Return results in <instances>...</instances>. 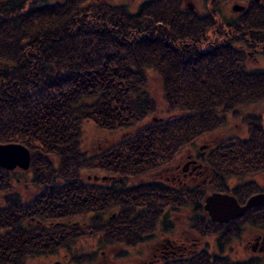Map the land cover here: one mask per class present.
<instances>
[{
  "label": "trees",
  "instance_id": "1",
  "mask_svg": "<svg viewBox=\"0 0 264 264\" xmlns=\"http://www.w3.org/2000/svg\"><path fill=\"white\" fill-rule=\"evenodd\" d=\"M230 1L245 8L219 21ZM205 2L201 12L184 0H144L135 10L128 1L0 0V67H7L0 69V143L30 148L32 181L41 186L23 203L0 166V191L7 192L0 205V264H25L62 248L71 249L76 263L91 261L96 252L72 250L82 238L133 247L171 232V213L182 207L205 234L211 223L206 194L243 188L236 193L245 198L258 187L249 180L257 187L231 189L228 181L264 172V68L247 62L248 49L264 45V5ZM212 29L219 34L209 35ZM151 72L160 79L167 114L145 124L159 112ZM239 118L246 135L227 136L205 154L196 149L201 137ZM88 121L105 130H136L88 154L82 148ZM185 149L196 150L208 175L175 186L151 178ZM87 170L104 172L109 182L84 181ZM86 214L88 222L75 220ZM255 215L264 222V214ZM29 218L49 223L31 227ZM155 264L249 263L203 249Z\"/></svg>",
  "mask_w": 264,
  "mask_h": 264
},
{
  "label": "rangeland",
  "instance_id": "2",
  "mask_svg": "<svg viewBox=\"0 0 264 264\" xmlns=\"http://www.w3.org/2000/svg\"><path fill=\"white\" fill-rule=\"evenodd\" d=\"M110 2H129V7L132 10L138 8L139 4L144 0H108ZM262 5H264V0H258ZM235 3L243 4L242 2L230 1L225 4L221 9V14L219 21L221 20H232L237 16L238 11L233 9ZM186 7H193L198 11H205L206 2L205 0H184ZM219 34V29H212L209 31V35L214 36ZM248 67L250 69L255 67L264 68V45L256 50L248 49ZM150 89L153 96L157 101L159 107V112L153 114L147 119V123L151 122L153 119H158L160 115H166V105L162 98L161 82L158 76L151 72ZM158 114V115H157ZM246 125L239 119H230L228 124L217 131L205 135L198 140L196 149H202L203 154L206 153L212 145L216 144L218 141L230 136L232 134L246 135ZM135 128L128 129H118V130H105L99 128L94 122L88 121L83 125L82 131V148L88 152V154H93L104 150L105 148L122 141L125 137L135 132ZM21 143V142H18ZM24 144V143H22ZM25 145V144H24ZM27 146V145H26ZM28 147V146H27ZM29 148V147H28ZM30 149V148H29ZM31 152V150H30ZM197 152L195 149L184 150L183 154L178 156L177 160L169 165L165 171H161L157 176L152 175L151 178L156 177L160 181L166 182L168 185L175 186L182 182L194 181L199 182L208 175V167L205 161H202L197 157ZM32 161V154H31ZM31 166V163H30ZM22 168L16 166L8 170L11 182L13 184L12 193L19 197V200L23 203H28L32 201L41 191V186L36 185L33 179V171L30 168ZM2 167V166H1ZM84 174V175H83ZM81 177L86 182H98L102 184H107L108 178L104 172L101 171H84ZM168 179V180H167ZM254 181L255 183H249L247 181ZM137 181V180H135ZM244 183H249L252 189L256 188L252 193L248 194L245 198L237 196L238 193L230 192L229 190L220 191L234 194L240 202H244L249 196L255 194L256 192L264 191V172L255 175H249L246 178H231L228 184L231 189L236 186H242ZM217 192V191H214ZM6 193L0 191V205H3L6 198ZM213 193V192H211ZM208 193L204 198V211L205 215L211 219L208 210L205 207L206 197L211 194ZM118 211V210H117ZM192 210L189 208L182 207L178 212H172L170 216V222L173 223V227L170 228L171 232L166 231L164 234L157 235L158 237L149 238L142 244L136 246H126L122 243H117L114 245L104 246L99 242V236L82 238L79 242L75 243L72 250L73 252L90 253L96 252L95 257L91 261H82L81 263H76L71 260L70 250L65 248L60 249L54 254H43L35 257H31L26 260L25 264H155L160 261H164L163 250H168L165 252L167 258H180L181 256H188L203 249L211 255H219L227 257L231 262H248L264 264V252L255 251L252 248V242H255L257 235L264 234V226L262 218L254 213H247L246 215L240 217L238 220L239 227L237 223L234 225L235 228L230 230L226 225L218 227L212 221L206 227L207 233L202 234L201 227H192ZM90 214L85 216H77L75 220L80 223L88 222ZM212 220V219H211ZM254 220H257L255 222ZM49 223V222H48ZM47 222L41 220L40 218H29L25 221L28 226H46ZM226 226V228H224ZM233 226V225H232ZM239 228V230H238ZM170 241V242H168ZM175 241V246L173 249L170 247V243ZM179 246V248H177ZM174 250V252L170 251ZM127 252V253H126Z\"/></svg>",
  "mask_w": 264,
  "mask_h": 264
},
{
  "label": "water",
  "instance_id": "3",
  "mask_svg": "<svg viewBox=\"0 0 264 264\" xmlns=\"http://www.w3.org/2000/svg\"><path fill=\"white\" fill-rule=\"evenodd\" d=\"M244 5L235 3L234 10H242ZM7 69V67H0ZM31 163L30 149L18 142L0 143V166L12 169L16 166L28 168ZM264 202V192H258L248 197L245 204L227 192H213L206 197L205 207L211 219L224 222L243 215L248 209Z\"/></svg>",
  "mask_w": 264,
  "mask_h": 264
},
{
  "label": "flooded vegetation",
  "instance_id": "4",
  "mask_svg": "<svg viewBox=\"0 0 264 264\" xmlns=\"http://www.w3.org/2000/svg\"><path fill=\"white\" fill-rule=\"evenodd\" d=\"M262 192V191H260ZM264 192V191H263ZM258 193V192H256ZM241 204H245L246 201L244 202H240ZM247 213H254V214H264V202L261 203V204H258L256 206H253L252 208L248 209L243 215L239 216V217H236V218H232L230 220H227V221H224V222H218V221H214V220H211L214 224H216L218 227H221L223 225H226L230 228V230H233V229H236L235 226H234V222L235 220H238L240 217L246 215ZM233 225V226H232ZM263 226H264V223H263ZM237 230V229H236ZM239 230V228H238ZM170 242V241H168ZM253 244L251 245L253 250H257L259 252H264V234L262 235H257V237L255 238V242H252ZM175 246H177L175 244V241H173V243H170V247L173 249ZM179 248V246L177 247ZM168 250H163L164 252V258L165 260H173L174 258H167L166 259V254L165 252H167ZM172 252H174V250H170ZM183 257V256H181Z\"/></svg>",
  "mask_w": 264,
  "mask_h": 264
}]
</instances>
